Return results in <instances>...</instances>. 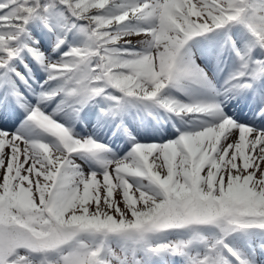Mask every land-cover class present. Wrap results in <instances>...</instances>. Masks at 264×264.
Returning <instances> with one entry per match:
<instances>
[{"label":"rangeland","instance_id":"rangeland-1","mask_svg":"<svg viewBox=\"0 0 264 264\" xmlns=\"http://www.w3.org/2000/svg\"><path fill=\"white\" fill-rule=\"evenodd\" d=\"M0 1L3 2L0 6L13 2L8 13L1 14L5 9L0 10V39L8 40L6 42L9 44L4 45L3 49L0 47V62L9 55H17L11 62L10 73L16 74L18 81L20 75L23 76L21 69L26 63L36 65L34 59H41L42 63L37 65L38 73L31 75L33 91L30 97L34 108L27 109L24 114L28 113V117L13 127L0 126L1 254L29 259L31 264H37L40 254L36 250L43 253L56 248L47 254L56 256V263L85 264L83 254L97 252L104 245L101 255L125 264L131 258L130 252L139 254L136 264H196L213 243L221 240L226 230L218 234L216 228L208 229L209 225L204 226L202 232L191 227L186 229L187 233L182 238L171 230L161 234L164 240L159 244L149 238L141 242L136 237L139 238L142 232L164 226L166 221L152 224L160 219L152 217L146 222L130 225L129 222L136 217L132 204L135 203V208L141 211L148 203L160 202L159 209L168 212L174 207L167 198L168 194L174 185L179 184V191L184 188L190 193V201L187 196L180 199V194L173 197L175 209L178 210L175 222H180V218L185 219L183 222H213L220 218V214L229 212L230 208L236 210L238 205L223 204L220 206V209L223 207L221 213L203 209L198 217L193 209V203H198L197 199H201L203 205H217L219 203L214 196L219 192H228L233 203L236 196L238 201L252 207L257 198L264 196V128L246 129L239 126L218 96L225 88L222 85L234 87L235 82L250 76V70L264 67L263 50L246 33H238L240 38H237L230 29L225 28V24L226 33L221 32L213 37L211 43L204 45L197 42V38H191L175 52L181 44V40H175L176 36H188L195 24H210L212 16L220 11L213 3L221 7L224 5L216 0H88L86 3L90 8L89 13L95 11L96 16L100 17V27L115 23L134 11L141 12L138 19L141 27L138 28L143 27L144 30L115 31V27L122 28L124 25L117 23L111 26L112 29H106L109 37L105 41L110 42L114 38L119 42V47L116 50L112 46L115 44L107 46L112 50L113 57L106 54L103 68H110V72L103 74L99 62L92 73L96 77L126 83L142 91L140 93L149 94L158 90L157 95L163 97L164 105L175 113L167 115L180 119V123L177 122L169 130L168 127L159 129L162 120L157 124L152 122L142 106L138 110L130 108L126 111L130 117L125 123V99L121 97L111 98L112 107L107 110L91 104L84 110L87 114H83V107L79 104L70 110L66 102L58 100V91L64 82L55 78L69 68L72 71L74 65L89 63V53L82 58L75 56L82 52L73 45L68 48L57 45L58 37L55 38L56 45L52 46V41L47 38L49 30L43 29L42 38H34L27 26L21 31L25 23L16 18L17 8L19 5H32L33 0ZM220 1L226 3L229 0ZM119 3L124 4L121 11L117 10ZM248 16L251 17L250 11ZM254 26L264 38V23H254ZM255 27L252 25L254 30ZM84 34L80 31L73 36L84 38ZM23 42L26 50L22 48ZM204 51H208V56ZM94 58L95 62L100 60L99 56ZM174 61L179 64L178 69L174 70L178 74L176 80L167 75L176 66L171 63ZM205 63L214 69L218 63L229 68L223 75L217 72L212 75V70ZM0 71L3 69L0 68ZM82 75L74 69L65 80ZM52 76L56 77L51 79ZM171 82L175 84L171 85ZM15 91H19V96L20 89L13 91L14 97ZM146 103L149 110H155L154 102ZM46 111L47 114L44 113ZM123 114L124 118L120 121ZM29 120L34 124H29ZM41 123L48 133L38 128L37 124ZM138 124L142 128L140 135L137 133ZM244 129H249L251 133ZM110 135L115 141L120 138L125 141L121 150L108 144ZM62 139L73 144L69 150L64 147ZM145 140L155 143L137 144L131 148L132 142ZM117 163L122 166H117ZM143 175L157 178L158 181L147 180ZM197 181L203 190L199 195L194 193L193 188ZM22 185L26 187V197L20 189ZM49 185L59 186L55 187L59 189L49 191ZM4 188L11 194L8 197L14 196L21 203L23 198L30 201L29 208L37 214L44 207L45 200L48 207L54 199L58 202L55 209L40 221L36 213L28 215L25 220L32 218L34 224L37 223L33 226L34 232L28 231L12 223L10 215L13 209L1 201L8 198L2 194ZM61 188L62 194L59 191ZM241 193L244 197H240ZM108 215L110 219L102 223ZM259 222L251 227L248 240L237 242V233L226 239L232 244L233 252L242 255L241 259L232 255L228 264H264V249H257L259 233L264 230V223ZM104 226L109 229L121 227L122 232H111L107 243L98 232ZM84 229H88L85 230L87 232H82ZM61 231L74 233L79 238L70 239L69 244H53L54 239H60ZM196 233L200 235L197 240L192 237ZM123 240L128 242L124 249ZM144 245L152 247L145 251L141 249ZM68 247L73 249V253L68 252ZM218 250L226 249L217 244L213 251ZM10 264H16L15 260ZM102 264H107V261Z\"/></svg>","mask_w":264,"mask_h":264},{"label":"trees","instance_id":"trees-1","mask_svg":"<svg viewBox=\"0 0 264 264\" xmlns=\"http://www.w3.org/2000/svg\"><path fill=\"white\" fill-rule=\"evenodd\" d=\"M232 1H236V0H232ZM87 2H88V0H33L32 5L31 4H26L23 6L19 5V7L17 8V15H20V16H23L24 14L26 15L28 11H31L38 4L41 6H45L46 4H50V3L60 4L64 7L63 9L66 13L69 12V16L66 19L65 25H67L70 20L76 21L77 19H80V21H90V23L94 27L99 28L101 25L100 24L101 23L100 17L96 16L95 11H92V13H89L90 8H89V5L86 4ZM233 3H235V2H233ZM47 8H49V6H47ZM215 8L217 9V7H215ZM40 13L43 14V12H40ZM224 14H226V12L221 11L218 14H216L215 16H213L211 20L215 21L217 18L224 16ZM89 15H91L92 17ZM40 16H42V15H40ZM101 16H104V14H102ZM200 25H202V24H200ZM100 35L103 37L104 40L107 39V35L101 33V31H100ZM174 187H176V186L174 185ZM200 191L202 192L201 189L200 190L198 188L196 189L197 195H199ZM242 193H244V192H242ZM242 193H241L240 197H244V195ZM177 194H180V199H183L184 197L187 196L188 201H190V193L188 191H185L184 188H181L180 191H179V188L177 190H171V192H169L167 198H169V200L172 201V204L174 206L173 208H171L168 212H165L163 208L159 209L160 207L158 205L160 202L148 203L145 207L141 208V211L136 209L134 206L133 214L136 217L134 220L130 221L129 224L131 225L133 223L134 224L143 223V222H146L147 219L152 218V217L160 218V219H156V221L153 222L152 224L161 223V221H169V222H173L175 224H179L180 222L185 221V219L180 218V222H175L177 219L178 210L175 209L176 204L174 203V201L172 199ZM228 194H229L228 192H219L217 195L214 196L215 199L220 204V206L223 204H225V206H230V205H234V204L238 205L236 207V210L233 208H230L229 212L223 213L225 216L230 217L227 220V223H226L227 225L232 224L233 226H235L237 228H242V227H246L249 225H253L257 221H260L259 223H264V196L262 198H257L256 202L252 205V207H249V205H246L243 202L238 201V198L236 196H234L236 202L233 203L231 198L228 197ZM197 201H198L197 204L193 203V202L192 203L194 205L193 209H194V211H196V215H198V217L200 215L199 211H201L203 209H210L211 211L217 212V213H221L223 210V207H221V209H222L221 210L220 206H218V205H203L200 202L201 199H197ZM173 209H175V210L173 211ZM134 211H137V212H134ZM96 214L98 215V213H96ZM75 216H76V214L72 217H75ZM161 217H164V218H161ZM104 219L105 220L102 223L109 220L110 216L108 215ZM59 238L60 239L62 238V233H61V236ZM56 241L57 240L54 239L53 243H55Z\"/></svg>","mask_w":264,"mask_h":264},{"label":"bare ground","instance_id":"bare-ground-1","mask_svg":"<svg viewBox=\"0 0 264 264\" xmlns=\"http://www.w3.org/2000/svg\"><path fill=\"white\" fill-rule=\"evenodd\" d=\"M4 44H3V42H2V40L0 39V47H2ZM4 47H2V49H3ZM40 64H42V63H40ZM36 70H37V68H35V69H33V73L35 74V72H36ZM29 77V79H31V77H30V75L28 76ZM1 78V77H0ZM8 79H9V83H10V85L12 84V83H14V81H15V78H14V76H12V75H9L8 76ZM24 84V83H23ZM21 86H22V84H21ZM24 86H25V90H26V93H25V95H28L29 94V88H28V86L27 85H25L24 84ZM223 87H225V89L223 90V92H225V95H228L232 90L229 88V87H226L225 85H223ZM22 98H24L23 96H22ZM231 102H235V98H233V99H231ZM16 103V102H15ZM15 106H16V104H15ZM15 106H14V103H10L9 105H8V109H6V108H4V106H3V99L0 97V117H3V116H6L7 118L8 117H10V115L12 114V113H14L15 112ZM247 129V128H246ZM246 129H244V130H246ZM245 132H250L251 133V131L248 129V130H246ZM16 141H17V139H16ZM18 142V141H17ZM122 166V164H119V163H117V166ZM219 173H221V172H219Z\"/></svg>","mask_w":264,"mask_h":264}]
</instances>
